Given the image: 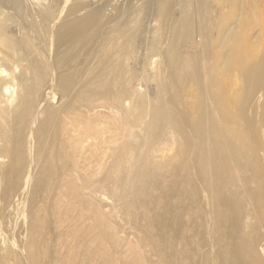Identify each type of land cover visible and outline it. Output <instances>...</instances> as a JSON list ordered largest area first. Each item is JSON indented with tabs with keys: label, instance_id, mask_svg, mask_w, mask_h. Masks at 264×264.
<instances>
[{
	"label": "rangeland",
	"instance_id": "1",
	"mask_svg": "<svg viewBox=\"0 0 264 264\" xmlns=\"http://www.w3.org/2000/svg\"><path fill=\"white\" fill-rule=\"evenodd\" d=\"M0 30V264H264V0H0Z\"/></svg>",
	"mask_w": 264,
	"mask_h": 264
},
{
	"label": "bare ground",
	"instance_id": "2",
	"mask_svg": "<svg viewBox=\"0 0 264 264\" xmlns=\"http://www.w3.org/2000/svg\"><path fill=\"white\" fill-rule=\"evenodd\" d=\"M60 31V30H59ZM0 43L2 45H4L7 49H12L11 47L9 46H12L11 45V41L10 39L6 36V32L3 31V30H0ZM19 59H18V56H13V57H7L6 59L4 60H1L0 59V87L1 89H5V92L10 95L11 94V84H14L15 82L17 81H21L23 76L21 74L17 75L18 71H19ZM10 65V66H9ZM9 66V69L7 70L6 68ZM216 67V66H215ZM211 68V67H209ZM222 72V71H221ZM212 73V72H211ZM230 75V74H229ZM245 76V74L243 75ZM259 77V76H258ZM229 78V77H228ZM227 78V79H228ZM262 78V77H261ZM233 79V78H232ZM260 79V78H259ZM235 80H238L235 78ZM201 82V81H200ZM243 86V85H242ZM24 88L22 87V85H20V91L22 92ZM162 120H160V117H159V120L156 121V125ZM170 121V120H169ZM72 123V122H71ZM75 124V123H74ZM39 126V124H38ZM182 127V126H180ZM179 130V128H178ZM210 131V130H209ZM79 132V131H78ZM204 133V131H202L201 128H199L197 130V137H200L202 135H199V134H202ZM40 135H43V134H40ZM211 135L213 136V140L211 139L213 145L215 146V149L216 151L220 152V148L225 144L226 141H231V142H235V143H238L241 144L242 146L240 147H243L246 149V147L243 146V142L239 137H237L235 134H232L231 133H225L221 128L220 130H215V129H212L211 130ZM184 137V136H183ZM215 137V138H214ZM47 138V137H46ZM237 141V142H236ZM57 142V141H56ZM42 143V142H41ZM187 150V149H186ZM185 150V152H183L182 155H185L187 156V151ZM6 152V151H5ZM3 152V153H0V159H6V158H13L15 153L14 152H9L7 151L6 153ZM244 151H241L239 150L236 154V156L238 157L239 155L242 156L244 155L243 154ZM204 154H201V153H196V155L194 157H198V159L200 160H203L204 159ZM227 161V160H225Z\"/></svg>",
	"mask_w": 264,
	"mask_h": 264
}]
</instances>
